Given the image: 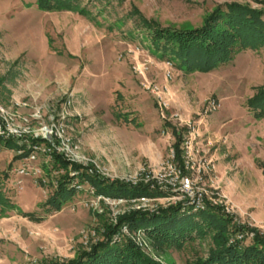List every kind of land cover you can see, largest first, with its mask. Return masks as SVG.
<instances>
[{"label": "rangeland", "instance_id": "374dc122", "mask_svg": "<svg viewBox=\"0 0 264 264\" xmlns=\"http://www.w3.org/2000/svg\"><path fill=\"white\" fill-rule=\"evenodd\" d=\"M233 1L264 9V0H81L95 17L90 19L40 9L34 0H0V105L24 131L18 140L1 138L15 143L0 146V184L16 207L0 215V264L72 258L101 237L98 216L115 223L134 211L127 202L112 209L94 200L76 165L90 176L132 185L133 177L159 173L172 154L173 164L184 170L185 157L195 168L212 159V170L199 173L208 197L220 199L222 211L229 208L233 222L246 228L243 234L250 228L264 232L263 185L250 200L236 190L237 183L264 182V115L248 106L264 86V46L242 50L210 71L185 73L153 55L149 32L132 14L135 7L162 27H197L216 4ZM151 84L159 94L147 89ZM210 98L219 106L205 113ZM43 126L52 130L46 133ZM180 136L179 162L174 144ZM48 139L52 154L38 151L29 163L41 176L16 173L25 157H14L34 144L51 145ZM54 155L67 163L62 170L52 167ZM60 173L82 188L54 210L43 203ZM167 195L156 196L151 208L167 206L161 198ZM131 235L161 264H198L212 246L209 235L192 232L194 238L180 248L162 251Z\"/></svg>", "mask_w": 264, "mask_h": 264}, {"label": "trees", "instance_id": "16d2710c", "mask_svg": "<svg viewBox=\"0 0 264 264\" xmlns=\"http://www.w3.org/2000/svg\"><path fill=\"white\" fill-rule=\"evenodd\" d=\"M34 1L38 8L46 11L70 10L90 19L95 18L88 5L81 3V0ZM132 8V14L138 15L141 26L149 32L145 37L149 39L153 55L170 61L175 68L185 73L210 71L242 50H258L264 46V9L252 7L249 3H218L204 16L200 26L186 28L162 27L156 20L148 19L137 8ZM248 106L256 109L257 116L264 115V86L249 99ZM13 140L0 138V146H13ZM180 143L181 136L176 137L175 157L179 162ZM27 154L25 151L14 159H21ZM52 162V167L59 168L58 170L67 165L59 155H54ZM75 167L80 172V180L90 182L97 193L133 197L142 194L158 196L164 192H152L143 183L132 186L95 175L90 176L79 165ZM56 179L57 188L43 203V206L54 210L62 207L67 196L73 197L76 193L72 186L73 177L60 173ZM3 192L0 184V215L6 214L7 209L16 207ZM24 214L35 218L33 213ZM98 217L102 234L88 249H79L69 259H42L36 264H161L135 242L131 234L137 231L143 233L150 245L162 251L173 245L180 248L195 235H209L212 246L204 258L197 260L198 264H264V234L250 228L253 231L252 237L234 238L236 232H244L246 228L234 223L229 214L207 201L205 209L202 210L176 203L159 207L153 212L129 211L119 215L115 223L102 219V216ZM123 225L127 226L131 234L121 233L119 239L113 240V236L120 233ZM231 237L234 240L230 241Z\"/></svg>", "mask_w": 264, "mask_h": 264}, {"label": "built area", "instance_id": "2783aa9c", "mask_svg": "<svg viewBox=\"0 0 264 264\" xmlns=\"http://www.w3.org/2000/svg\"><path fill=\"white\" fill-rule=\"evenodd\" d=\"M166 64L171 66V63L166 62ZM170 76V74H169ZM168 76V77H169ZM147 89H151L153 93L159 94V88L157 85L151 84L148 85ZM219 106L218 102L214 98H210L206 101V106H205V113L207 112H212L214 111L217 107ZM0 138H14L18 140V138H21L23 136V129L13 123V121L10 119V117H7V111L0 105ZM45 130L46 133H49L50 130H47V126H43L40 130ZM197 134V133H196ZM47 135V134H46ZM38 134L34 136V138H37ZM41 138H47V136H42ZM49 140V139H48ZM50 144H47L45 147H40L39 144H34V146L31 148V150L28 152V154L25 156L24 162L21 164V166L16 169V173L20 175H32V176H41L42 170L37 167V166H32L29 163L33 161L36 158V154L38 151H42L46 155H51L52 154V146L53 143L49 140ZM174 155L172 154V157L165 162H163V167L161 171L157 174H141L139 177H133L131 184L132 185H137L140 182L143 184L147 185L149 190H155L159 189L162 191H168L167 196L161 197L166 204H176V203H181L183 207H192L194 210H202L205 209L206 207V201L209 202L210 204L214 206H218L219 204H222L220 199H215L212 198L211 196L208 197V192L207 190L201 185L202 184V179L201 175L199 174L201 170H212L214 167V163L212 159H208L204 164L203 167H200L198 164L197 167L195 168L194 162L190 161L189 159L183 158V164H184V169L180 167H176L173 164V158ZM184 157V155H182ZM83 162V164L86 163L84 158H80ZM90 173H92V169H89ZM88 184L87 190L90 191V193L94 196V200L97 201H103L106 204H108L112 209L116 206L119 205L120 203L127 202L129 204V207L132 208L133 210H139V211H148V212H153L156 211L159 207H166L165 203L163 206L157 205L154 208H151L149 202L152 201L153 199H156V196H150V195H139L136 197H111V196H106L101 193H97L94 189V187L88 183L86 180V183ZM72 186L75 188L76 191H80L82 188V184L74 181L72 183ZM89 186H91L89 188ZM167 205V206H168ZM223 205V204H222ZM224 210L226 211L227 214L230 213V210L228 207L225 205L223 206ZM223 210V211H224ZM98 211H101V209H98ZM224 211V212H225ZM127 232V226L123 225L121 227L120 233H116L113 236V240H117L120 238L121 233H126ZM261 232V231H260ZM264 234V232H261ZM137 237L143 238L144 235L141 231H137L135 233ZM243 236H253V232H248V234H243L242 232L237 233L234 238L236 239H241ZM86 244V243H84ZM88 248V247H87ZM86 248V249H87Z\"/></svg>", "mask_w": 264, "mask_h": 264}, {"label": "crops", "instance_id": "0c3cea01", "mask_svg": "<svg viewBox=\"0 0 264 264\" xmlns=\"http://www.w3.org/2000/svg\"><path fill=\"white\" fill-rule=\"evenodd\" d=\"M213 158L217 160L218 158L217 153H214ZM261 185H263L264 187V182L263 184L259 183L257 187H254V185L248 183H244V184L237 183L236 185L237 196L249 200L256 198L255 196H258L261 193V187H260Z\"/></svg>", "mask_w": 264, "mask_h": 264}]
</instances>
